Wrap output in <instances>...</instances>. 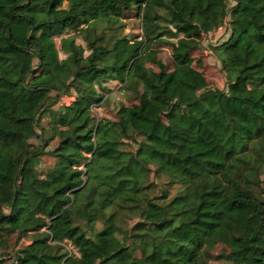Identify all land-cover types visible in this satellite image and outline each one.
<instances>
[{
	"label": "trees",
	"instance_id": "obj_1",
	"mask_svg": "<svg viewBox=\"0 0 264 264\" xmlns=\"http://www.w3.org/2000/svg\"><path fill=\"white\" fill-rule=\"evenodd\" d=\"M0 264H264V0H0Z\"/></svg>",
	"mask_w": 264,
	"mask_h": 264
},
{
	"label": "rangeland",
	"instance_id": "obj_2",
	"mask_svg": "<svg viewBox=\"0 0 264 264\" xmlns=\"http://www.w3.org/2000/svg\"><path fill=\"white\" fill-rule=\"evenodd\" d=\"M161 14L167 16V12L164 10H160ZM135 13L133 11H129L125 13V17L122 19V22L126 24L124 28V32H132L138 26L139 20L135 18ZM141 30V29H140ZM230 30L225 26H221L216 29L214 32H211L206 37H204L201 46L195 50L192 55L196 60H201V65L198 67L205 74L206 80L213 86H217L219 88L225 87V78L223 72L220 70V64L213 53L209 51V45L218 44L226 40L229 36ZM57 46H59V40L56 38ZM77 43L83 45L82 39L78 38ZM160 51L158 52V57L162 59L164 63L168 65V69H171L172 61H171V47L170 46H160ZM65 55L60 52V58H64ZM108 87L111 89L110 92L105 93L106 101L96 105L92 108V115L95 118H110L113 119V109H115L117 103L125 102L127 105H130L133 100L128 99L125 96L124 92L119 91V83L112 81L109 83ZM263 90V87L255 90V94H259V92ZM73 97L68 96L64 97L62 101L57 102L53 105L54 109L63 108L64 104H69ZM32 142H36L35 139L31 140ZM56 144V141L51 143V148ZM54 158L49 155H43L39 158V162L37 165V169L41 172H44L47 168L52 167L54 165ZM29 240H24L23 243H27ZM71 245L67 244L66 249H69ZM222 245L217 243L215 247L212 249V254L215 256L220 252ZM218 262V261H213Z\"/></svg>",
	"mask_w": 264,
	"mask_h": 264
},
{
	"label": "built area",
	"instance_id": "obj_3",
	"mask_svg": "<svg viewBox=\"0 0 264 264\" xmlns=\"http://www.w3.org/2000/svg\"><path fill=\"white\" fill-rule=\"evenodd\" d=\"M221 27V26H220ZM219 28V27H218ZM138 39H141V37L139 36ZM69 250H73L72 246H70Z\"/></svg>",
	"mask_w": 264,
	"mask_h": 264
}]
</instances>
